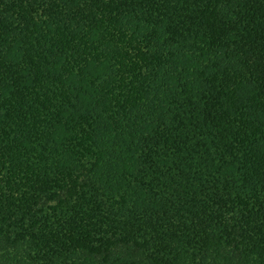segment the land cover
Returning a JSON list of instances; mask_svg holds the SVG:
<instances>
[{
	"label": "trees",
	"instance_id": "trees-1",
	"mask_svg": "<svg viewBox=\"0 0 264 264\" xmlns=\"http://www.w3.org/2000/svg\"><path fill=\"white\" fill-rule=\"evenodd\" d=\"M0 264H264V0H0Z\"/></svg>",
	"mask_w": 264,
	"mask_h": 264
}]
</instances>
